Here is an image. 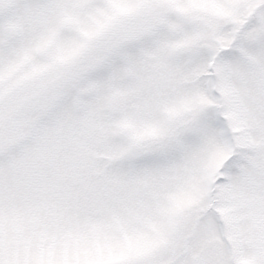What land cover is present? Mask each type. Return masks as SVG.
I'll list each match as a JSON object with an SVG mask.
<instances>
[{"label": "snow or ice", "instance_id": "1", "mask_svg": "<svg viewBox=\"0 0 264 264\" xmlns=\"http://www.w3.org/2000/svg\"><path fill=\"white\" fill-rule=\"evenodd\" d=\"M0 264H264V0H0Z\"/></svg>", "mask_w": 264, "mask_h": 264}]
</instances>
